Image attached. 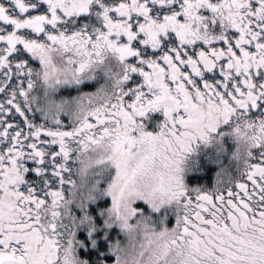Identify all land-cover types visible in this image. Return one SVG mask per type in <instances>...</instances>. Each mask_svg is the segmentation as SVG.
Segmentation results:
<instances>
[{
  "label": "snow or ice",
  "instance_id": "snow-or-ice-1",
  "mask_svg": "<svg viewBox=\"0 0 264 264\" xmlns=\"http://www.w3.org/2000/svg\"><path fill=\"white\" fill-rule=\"evenodd\" d=\"M0 264H264V0H0Z\"/></svg>",
  "mask_w": 264,
  "mask_h": 264
}]
</instances>
